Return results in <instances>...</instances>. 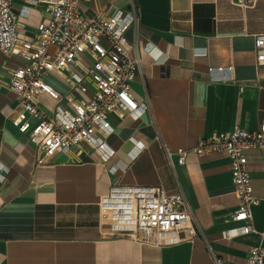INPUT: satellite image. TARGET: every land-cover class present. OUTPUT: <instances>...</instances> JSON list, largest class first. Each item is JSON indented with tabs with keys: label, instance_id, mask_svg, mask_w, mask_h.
Segmentation results:
<instances>
[{
	"label": "crops",
	"instance_id": "1",
	"mask_svg": "<svg viewBox=\"0 0 264 264\" xmlns=\"http://www.w3.org/2000/svg\"><path fill=\"white\" fill-rule=\"evenodd\" d=\"M132 0H78L84 16L130 10ZM138 16L135 42L141 68L131 82L149 108L136 117L110 115L106 141L113 150L104 162L87 146L56 151L36 164L34 144L12 123L18 97L8 88L10 71L22 59L0 49V264H212L208 248L233 264H245L252 246L264 247V206L251 207L254 231L225 237L238 227L225 221L238 205L229 158L224 152L176 159L201 136L237 123L256 128L264 118V64L255 61L254 39L264 32V0L253 6L231 0H133ZM44 0H11L24 22V36L49 17ZM44 80L62 93L64 75ZM53 99L39 95L50 111ZM246 169L253 192L264 198V149L248 152ZM160 185L184 193L197 235L150 241L111 236L99 224L98 200L114 183Z\"/></svg>",
	"mask_w": 264,
	"mask_h": 264
},
{
	"label": "built area",
	"instance_id": "2",
	"mask_svg": "<svg viewBox=\"0 0 264 264\" xmlns=\"http://www.w3.org/2000/svg\"><path fill=\"white\" fill-rule=\"evenodd\" d=\"M49 17L36 25L33 37L24 36L25 24L12 11L11 0H0V49L18 55L22 64L10 71L8 88L18 97L12 123L34 144L35 163L45 162L56 151L87 146L98 161L113 153L106 136L113 130L110 115L136 117L149 108V98L138 100L131 82L140 73L141 55L126 32L136 30L138 16L134 1L127 11L111 15L84 16L78 0H44ZM257 0H231L253 6ZM54 46L53 52L49 47ZM256 64H264V32L254 39ZM60 72L69 86L55 90L43 75ZM53 99L50 111L43 109L39 95ZM264 149V118L256 128L237 123L225 131L201 136L191 148H177L176 159L165 149L172 169L184 162L188 152L196 155L224 152L229 158L233 190L238 205L225 221H239L238 227L223 232L228 237L254 231L251 207L264 198L254 194L246 163L248 152ZM4 169L0 163V170ZM99 224L111 236L128 235L158 244L177 240L184 232L197 235L190 205L180 188L169 192L160 185L114 183L98 200ZM212 264H233L208 248ZM245 264H264V247L252 246Z\"/></svg>",
	"mask_w": 264,
	"mask_h": 264
},
{
	"label": "rangeland",
	"instance_id": "3",
	"mask_svg": "<svg viewBox=\"0 0 264 264\" xmlns=\"http://www.w3.org/2000/svg\"><path fill=\"white\" fill-rule=\"evenodd\" d=\"M54 49H55V47H54V46H51V47H49L48 51H49V52H53Z\"/></svg>",
	"mask_w": 264,
	"mask_h": 264
}]
</instances>
